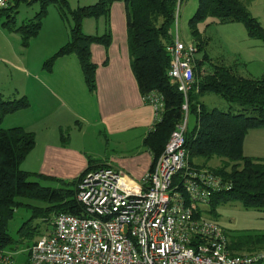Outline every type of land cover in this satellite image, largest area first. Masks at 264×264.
Here are the masks:
<instances>
[{
	"label": "trees",
	"instance_id": "trees-1",
	"mask_svg": "<svg viewBox=\"0 0 264 264\" xmlns=\"http://www.w3.org/2000/svg\"><path fill=\"white\" fill-rule=\"evenodd\" d=\"M37 1L38 11L17 28L22 36V44L26 46L29 39L38 34L47 7L56 4L62 19L70 16L72 23L69 39L45 60L43 67L50 69L59 56L74 55L83 81L91 92L95 91L97 65L91 61L90 45L100 43L105 48L109 46L110 6L115 1L125 3L128 54L139 92L141 96H145L151 91H158L164 98L160 121L154 123L142 141L143 147L151 153L153 162L164 149L176 124L183 118V95L168 76L170 55L167 46L173 41L171 29L175 21L176 0H97L93 4L76 8H70L67 0ZM250 1L198 0L197 8L188 22L198 50L202 42L196 26L206 17L215 18L219 23L241 22L248 36L258 38L264 44V28L250 14L245 4ZM99 17H104L107 22L104 33H84L83 20ZM7 18L5 25L14 22L12 14ZM205 63H208L207 55L195 60V82L190 91L194 90L197 94L214 93L229 104L227 111L207 109L203 103L196 101L195 96L190 95V91L188 93V114L192 112L196 122L190 131L186 129L184 133L188 162L191 166L198 167L192 161L194 157L223 158L222 164L211 170L229 185L228 189L211 194L207 210L215 214L219 206L229 202H239L244 208L264 209V158H252L243 154V141L247 132L253 128L264 127V77H243L228 66L214 64L209 66L207 72L200 73L199 70ZM28 105L25 96L4 99L0 94V123L5 115ZM34 144L33 132L20 126L6 129L0 127V248H7L13 242L7 225L15 207L25 205L31 208L29 220L39 217L47 221L59 213L82 215L84 207L76 200L77 184L85 172L105 166L96 164V160L88 157L87 167L72 179L22 170L20 164ZM33 176L55 181L57 186L41 185L30 179ZM21 199L33 200L37 204H24ZM29 220L22 223L17 230L19 241L24 246H30L33 242L31 237L40 234L38 225H30ZM228 249L231 252L240 250L247 251L246 253L263 250L264 233L238 236L229 242Z\"/></svg>",
	"mask_w": 264,
	"mask_h": 264
},
{
	"label": "built area",
	"instance_id": "built-area-1",
	"mask_svg": "<svg viewBox=\"0 0 264 264\" xmlns=\"http://www.w3.org/2000/svg\"><path fill=\"white\" fill-rule=\"evenodd\" d=\"M12 1L0 0V11ZM181 2H175V18ZM167 51L168 76L183 95V118L149 170L140 181L108 165L85 172L76 187V200L84 213L56 214L51 228L28 246L22 262L15 261L13 249L0 248V264H255L264 260V249L231 253L223 228L207 216L211 194L229 185L210 168L191 166L184 148L196 47L176 34ZM142 99L153 108L154 123L160 121L163 95L151 91Z\"/></svg>",
	"mask_w": 264,
	"mask_h": 264
},
{
	"label": "crops",
	"instance_id": "crops-1",
	"mask_svg": "<svg viewBox=\"0 0 264 264\" xmlns=\"http://www.w3.org/2000/svg\"><path fill=\"white\" fill-rule=\"evenodd\" d=\"M20 1L13 0L8 9L0 12V16L5 17V21L8 20L7 16L17 9ZM96 1L76 0L74 1L75 5L72 6L76 8L93 4ZM9 8L11 9L9 10ZM52 21L57 27H62L63 33L64 28L60 20L52 18ZM108 23L111 34L109 46L105 48L100 43L90 45L91 61L97 65L95 91L93 92L96 118L93 120L89 118V114L78 103L83 98L82 89L85 83L82 75H78L80 66L75 56L69 55L58 58L51 72H45L40 67L38 71L24 74L26 76L25 79H22L21 86L18 84V78L14 79L13 76L22 75L26 66L20 64L10 66L9 58L0 53L1 96L4 99H13L19 95H25L29 98L30 104L34 100V102L39 101L41 105L38 118H33L31 121L32 129H30L37 135L38 131L33 126L37 124V128H42L43 124L47 125L48 135L39 143L42 145L40 150L43 153L38 159L37 170L41 174L72 179L87 167L88 156L84 151L86 149L71 144L70 137L63 142L60 134L57 133L58 130L60 133L61 125L68 128L74 126L75 130L81 131L83 123L98 126L99 135L97 138L101 139V145L106 150H114V153L108 158L102 159V161L96 160V164L108 165L137 181H140L151 167V153L143 147L142 141L154 125V112L153 108L143 101L131 70L126 34V6L123 1H115L111 4ZM106 24L104 17L85 18L82 30L86 34L98 35L99 32H101L100 34L104 33ZM64 31L65 34H63V38L61 36L59 43L51 49L39 53L40 62L68 40L69 30L65 28ZM171 34L174 37L172 29ZM207 66L205 65V67ZM77 91L82 94L78 96ZM48 98L60 101V106L65 107V112L62 113L56 109L47 113L45 105ZM53 116L55 122H53ZM62 116H66L64 121ZM53 127L58 128V130H52ZM243 154L252 158H264V127L253 128L247 132L243 141ZM218 210L219 208L213 214L216 217H220ZM207 214H210L209 211ZM219 224L227 236L229 245L231 242L228 238L230 232L226 229L227 227L224 228L222 223L219 222ZM262 233L264 232L260 231L253 234ZM246 252L239 250L231 253Z\"/></svg>",
	"mask_w": 264,
	"mask_h": 264
},
{
	"label": "rangeland",
	"instance_id": "rangeland-1",
	"mask_svg": "<svg viewBox=\"0 0 264 264\" xmlns=\"http://www.w3.org/2000/svg\"><path fill=\"white\" fill-rule=\"evenodd\" d=\"M67 1L69 4V0ZM71 1L72 0H70L69 7L73 8L75 6L72 5H75L74 1L76 0H73V2ZM197 4L198 0H182L177 18H175L172 26V32L174 36L177 34L181 41L194 44L196 47L195 60L202 59L204 55H207L208 63H205V65L208 66H201L199 70L200 73L203 71L207 72L208 67L214 64L228 66L233 69L234 73L240 76H256L255 78L264 77V44L260 39L248 36L246 28L241 22L219 23L215 18H204L196 26V29L199 32V39L202 42V46L198 50V47L196 46L197 41H195L191 35V30L188 24L189 19L197 8ZM245 4L250 14L253 17H256L259 20L260 25L264 28V0H251ZM56 8V4H50L47 7L46 15L43 17L41 24L42 30L40 28L41 31L39 30L36 36L30 38L26 46L22 44V36L17 28L27 22V19L33 17V15L39 9V2L37 0H21L17 9H15L12 13L14 22H10L9 24H2L5 21V17L0 16V53L9 58L8 62L11 63L10 66H15L18 64L26 66L22 75L13 76L14 79L18 78V84L21 86L22 79H25L26 76L24 74H30V72L38 71L40 67L43 68L45 72H51L55 66L54 64L56 60L60 57H63H57L50 69L43 67L45 60L52 56L58 50V48L65 44L68 40L63 42L62 45L58 46L55 52L49 54V56H47L41 62L39 60V53L49 50L55 44L59 43L61 41V36L63 38V34H65V28L69 30L72 23L70 16H66L64 19H62L59 16ZM52 18L60 20V23L64 28L63 33L61 29L62 27H57L54 21H52ZM100 33L101 32H99L98 35L103 34ZM78 70V75L81 76L82 73L80 67ZM1 77L2 70H0V78ZM53 91L55 92L54 89ZM76 93L78 96L83 93V98L78 102L79 106L86 110L90 119H95L96 116L94 110L95 104L93 92L89 91L86 85L83 84L82 93L80 94L78 91ZM190 95L195 96L196 101L203 103L207 109L218 108L222 111L228 110L229 104L217 94L209 92L197 94L194 90H192L190 91ZM21 96L25 95H19L17 98ZM25 97L27 98L29 105L26 108L20 109L3 117L0 127L6 129L20 126L25 130L34 133L35 144L20 164V168L29 172L39 173V170H37L38 159L43 153L42 150H40L42 145L39 143L43 141V139L48 135L46 130L47 125L43 124L41 126L42 128H37L38 126L35 124L33 127L38 131L37 135L33 130H30L32 129L31 121L33 118H38V112L39 108H41V105L39 101L34 102V100L31 101L30 104L29 98L27 96ZM47 100L48 101L45 105L47 113L56 109L60 110L62 113L65 112V107L60 106V101H55L53 98H48ZM62 118L64 121L66 116H62ZM52 119L53 122H55L54 116ZM195 123V115L192 112H189L187 118V130L190 131L194 127ZM56 129L58 130V128ZM56 129L54 127L52 128V130ZM57 133L58 135L60 134L61 139L63 136V142L70 137L71 144L84 147L86 149L84 150L87 153L86 155L93 158L94 160L102 161V159H106L109 157V155L114 153V150H106L101 145V139L99 137L97 138L99 135L98 126L96 127L94 125L91 126L88 123H83L82 130L78 131L77 129L75 130L74 126L68 128L67 126L61 125L60 133L59 130ZM192 161L195 165L212 169L213 167L220 166L222 164L223 158L213 157L211 159H206L204 157L197 156L194 157ZM30 179L38 181L41 185L57 186L55 181L42 180L35 178L34 176ZM21 201L24 204H37L35 201L29 199H21ZM218 208L220 217H216L212 213L208 214L207 216L214 220L216 219L218 223H222L224 228L227 227L226 229H228L230 232V237L228 236L230 240H235V238L240 235L253 234L260 231L264 232V209L244 208L239 202H230L226 205L219 206ZM31 214V208L25 205L15 207L13 216L7 225L8 232L13 239V242L7 248L13 249V251L16 252L14 254V259L17 263L22 262L26 254V249L28 248V246H24L19 241L17 230L22 225V223L30 219ZM51 220L52 218L50 220L44 221L39 217L29 220L30 225H38V229L40 231V234H36L35 236L31 237L32 241L37 239L40 235L46 233L51 228ZM17 251H20L19 253L21 254L17 253ZM255 264H264V260Z\"/></svg>",
	"mask_w": 264,
	"mask_h": 264
}]
</instances>
